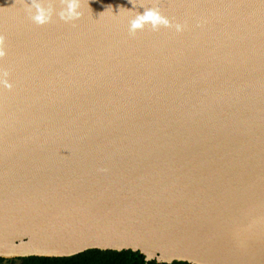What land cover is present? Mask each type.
<instances>
[{"label":"water","instance_id":"water-1","mask_svg":"<svg viewBox=\"0 0 264 264\" xmlns=\"http://www.w3.org/2000/svg\"><path fill=\"white\" fill-rule=\"evenodd\" d=\"M31 2L0 0V257L264 264V0H158L185 29L135 35L154 0Z\"/></svg>","mask_w":264,"mask_h":264},{"label":"clouds","instance_id":"clouds-1","mask_svg":"<svg viewBox=\"0 0 264 264\" xmlns=\"http://www.w3.org/2000/svg\"><path fill=\"white\" fill-rule=\"evenodd\" d=\"M63 5L60 11L56 12L55 0H32L31 4H25L28 13L34 23L37 25H45L52 21L53 16L57 15L65 22H73L79 19L83 13L79 10L81 8V0H59ZM156 6L146 10L144 14H136L130 21L129 32L135 35L137 30H143L146 26H150L151 31H159L161 26L175 27L177 32H182L186 24L175 23L164 15L158 6V0H154ZM7 55L6 51V36L0 34V60ZM10 71L0 64V86L7 89L14 87L13 83L8 79ZM102 171L104 169H101Z\"/></svg>","mask_w":264,"mask_h":264},{"label":"trees","instance_id":"trees-1","mask_svg":"<svg viewBox=\"0 0 264 264\" xmlns=\"http://www.w3.org/2000/svg\"><path fill=\"white\" fill-rule=\"evenodd\" d=\"M17 259L20 260V264H191L185 261H174L172 263H159L156 260L146 261L145 256L139 251H116L96 248L71 256H25ZM6 260L7 258L0 257V264H3Z\"/></svg>","mask_w":264,"mask_h":264},{"label":"rangeland","instance_id":"rangeland-1","mask_svg":"<svg viewBox=\"0 0 264 264\" xmlns=\"http://www.w3.org/2000/svg\"><path fill=\"white\" fill-rule=\"evenodd\" d=\"M7 260L4 261L3 264H20V260L17 259L18 256H9V257H6Z\"/></svg>","mask_w":264,"mask_h":264},{"label":"bare ground","instance_id":"bare-ground-1","mask_svg":"<svg viewBox=\"0 0 264 264\" xmlns=\"http://www.w3.org/2000/svg\"><path fill=\"white\" fill-rule=\"evenodd\" d=\"M26 252H29V251L27 250V251H25V253H26ZM31 252H35V251H31ZM37 252L39 253V252H41V251H37ZM47 252H49V251H47Z\"/></svg>","mask_w":264,"mask_h":264}]
</instances>
